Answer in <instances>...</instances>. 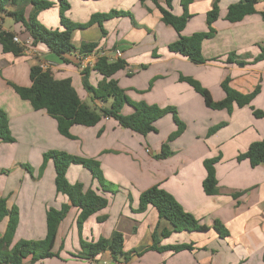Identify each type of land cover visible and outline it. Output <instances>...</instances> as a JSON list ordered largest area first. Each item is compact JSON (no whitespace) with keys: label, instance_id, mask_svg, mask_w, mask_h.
I'll list each match as a JSON object with an SVG mask.
<instances>
[{"label":"crops","instance_id":"0c3cea01","mask_svg":"<svg viewBox=\"0 0 264 264\" xmlns=\"http://www.w3.org/2000/svg\"><path fill=\"white\" fill-rule=\"evenodd\" d=\"M50 1L54 3L52 8L40 12L37 19L44 27L56 29L59 6L57 0ZM79 1L90 3L84 5L89 7L90 17L109 11L130 16L105 21V35L96 24L78 28L71 35V44L79 48L96 43L95 56L105 55L113 60H116L114 52H121L119 59L127 65L113 78L125 95L136 103L174 108L185 128L180 136L167 143L177 130L172 114L159 119L154 124L156 132L146 136L105 118L93 127L73 126L69 131L71 138H65L57 132L52 118L44 111H34L13 88L30 86L31 67L51 61L55 64L49 70L52 76L57 80L70 79L82 102L87 104L90 100L92 106L100 108L109 106L110 101L92 99L84 91L83 75L74 54L65 56L71 61L65 64L41 45H31L19 56L3 53L0 45V109L6 114L15 139L11 144L0 142V199H5L8 211L17 212L10 247L20 240L44 239L47 211L69 204L66 196L56 193L51 161L40 178H35L34 169L29 179L22 168L25 162L29 163L31 155H35L40 166L44 153L60 151L99 162L106 190L81 166H69L67 182L81 183L84 191L92 189L108 204L90 216L80 232L78 228L75 231L79 211L70 206L56 233L53 252L58 257L34 264H100L103 259L112 260L108 252L94 259L85 258L81 255L80 240L88 243L101 238L110 240L118 234L123 239L122 252L128 255L127 259L118 257L124 264H264V163L252 167L246 159L237 161L250 144L264 139V116L253 115L254 110L264 113V60L253 62L264 48V21L259 14L264 12V0L255 4L256 13L237 23L224 18L228 6L242 0H218L219 16L211 26L215 35L201 44L202 57L207 60L204 64H194L168 51L167 46L178 36L161 22L160 13L149 1ZM179 1L172 3V13L176 16L182 14ZM214 2L190 3L189 19L181 35L207 31L206 14ZM17 9L12 2L6 6L5 13H0V31L11 32L24 42L30 39L28 33L7 15ZM30 11L31 6L25 7V16ZM5 23H12L10 29L4 27ZM229 53L241 57V61L225 63ZM94 62L88 66L87 80L95 87L101 76L91 70ZM182 79L198 82L213 101L224 98L221 83L225 79H229L230 88L243 95L253 94V99L242 108L233 105L230 114L226 110H213ZM132 112L127 104L120 109L124 116ZM220 125L210 134V130ZM165 143L170 154L156 158ZM213 158L218 159L213 166L217 193L207 196L203 190L204 161ZM17 159L22 160L16 162ZM45 174L48 179H43ZM153 186L170 194L185 212L209 230L178 233L167 220L159 218L152 206L137 212L139 195ZM8 220L6 216L0 222V238ZM216 222L227 231L226 237H219L212 228ZM163 233L169 235L165 237ZM180 244L190 245L191 249L176 253L150 249ZM24 262L29 264V259Z\"/></svg>","mask_w":264,"mask_h":264},{"label":"trees","instance_id":"16d2710c","mask_svg":"<svg viewBox=\"0 0 264 264\" xmlns=\"http://www.w3.org/2000/svg\"><path fill=\"white\" fill-rule=\"evenodd\" d=\"M87 1V0H85ZM140 2L149 1L160 13L161 22L171 27L177 34L176 41L167 46L169 52L187 58L194 64H204L207 62L201 54V44L206 39H211L215 35L212 24L219 16L218 0H215L212 9L206 14L207 31L196 32L190 36H183V31L189 14L187 7L194 0H180L179 4L182 14L176 16L172 13L173 0H139ZM261 0H242L236 4L228 6L224 20L229 23L240 22L245 16L256 13L255 4ZM14 3L18 9L14 12H7L15 23H20L24 30L28 33L32 40V45L43 46L49 53L56 56L65 64L71 61L65 58L66 55L74 54L77 62L80 59L95 54L97 49L96 43L81 45L75 48L71 44V35L78 28H87L94 24L103 30V22L113 17L130 16L128 13L111 11L109 14H93L86 24L76 25L65 18V12L69 9L66 0H57L59 6V28L49 29L36 21L37 15L45 10L52 8L53 2L50 0H0V13L6 12L8 3ZM31 6L28 16H25L24 9ZM264 21V12L259 13ZM15 35L11 32L0 31V45L3 53H9L19 56L25 50V47L15 43L13 38ZM96 55V54H95ZM234 53L226 56L225 63H238L241 61ZM216 58L212 59V61ZM264 60V48L261 54L253 59V62ZM126 62L122 59L110 60L107 56H98L91 70L101 76V80L96 86L88 83L87 76L89 67L81 70L83 75L82 86L84 91L91 96L92 99L106 103L110 101L107 107L89 106L82 102L70 79H55L50 71H43L39 66H33L29 70V87L13 86L18 96L28 101L34 111H44L56 123L57 132L65 137L71 138L69 133L73 126L93 127L102 119L108 118L115 120L118 125L130 130L138 135L146 136L149 133L156 132L154 124L167 114H172L173 121L177 130L169 136L167 143L174 140L184 131V124L179 121L174 108H160L155 105H147L145 103H136L131 101L124 93V90L118 86L117 80L113 76L126 68ZM187 82L196 93L204 100L206 107L213 110H226L229 114L233 105L239 108L248 106L253 99V94L243 95L229 87V79H225L221 83V88L225 94L220 101H213L210 93L200 86V84L192 79H182ZM129 105L133 112L124 116L120 114L123 105ZM256 118H261L264 113L261 111H253ZM222 125L210 130V134ZM0 142L14 143L6 114L0 109ZM167 143L163 144L159 155L156 158L162 159L170 154ZM248 160L252 167L264 163V139L259 142L250 144L247 151L237 157V161ZM47 160H50L54 168V185L56 193L66 196L68 205L64 204L60 209H49L46 213V235L44 239L39 241L20 240L12 247V235L16 226L17 212L12 209L7 210L5 199H0V222L6 216L9 217L7 228L2 238H0V264H26L24 260L29 259V264H34L40 260L58 257L53 252L56 233L60 222L65 218L70 206L78 209L79 213L76 219L78 231H81L83 223L93 214L104 209L108 202L105 198L97 195L92 189L88 188L84 191L81 183L70 185L66 180V172L71 165L81 166L90 172L92 180L100 184L103 190L107 186L103 182L102 173L100 171L99 162L93 159H86L60 151H48L43 154L40 170L44 168ZM218 162L217 158L204 161L206 177L203 181V190L207 196H213L217 193V181L214 175V164ZM24 169L30 174L32 169L28 165H24ZM41 176V174L39 175ZM147 206H152L158 213L159 218L167 220L174 232H204L209 227L201 225L191 214L185 212L176 200L167 192L153 186L139 195V208L137 212H143ZM212 228L218 233L219 237L227 236V231L218 223H214ZM163 233V236H168ZM123 239L120 234L115 235L112 239H99L95 242H85L80 240L81 255L87 259H94L97 255L108 252L113 261H118V257L128 258V255L122 252ZM151 250L160 252L171 251L180 252L190 250L191 246L180 244L166 247H150Z\"/></svg>","mask_w":264,"mask_h":264},{"label":"rangeland","instance_id":"374dc122","mask_svg":"<svg viewBox=\"0 0 264 264\" xmlns=\"http://www.w3.org/2000/svg\"><path fill=\"white\" fill-rule=\"evenodd\" d=\"M66 2L68 3L69 5V9L65 12V18L68 19L71 23L73 24H76V25H84L87 23V21L89 20L90 18V11H89V7H85L84 5H90V3H86V2H81V1H77L75 0L74 2L72 0H66ZM110 2L114 3V0H110ZM84 3V4H83ZM109 12H104V13H101V14H109ZM85 18V20H84ZM36 21L39 23V24H42L40 20L37 19L36 17ZM105 22V21H104ZM103 22V23H104ZM12 26V23H10L8 25V23H5L4 27L7 28V29H10V27ZM122 80H125V79H122ZM87 104H89L91 107H92V104H91V101L90 100H87ZM173 123V122H172ZM177 128V127H176ZM43 157V156H42ZM19 160H22V159H17L15 160L16 162H20ZM29 163L25 162L26 165L30 166L32 168V172L33 170L35 169L37 171V176L35 178H40V174L43 175V172L45 171L46 169V164L47 162L50 163V160H47V162L45 163L44 165V168L42 170H40V167L41 165H37L36 164V159H35V155H31L30 159L28 160ZM14 163V162H13ZM12 163V164H13ZM18 164V163H17ZM24 164V165H25ZM42 164V162H41ZM24 165H22V168L24 169ZM37 168V169H36ZM46 173V172H45ZM67 173V172H66ZM33 173H29L28 171L26 172V175L27 177L30 179L31 176H32ZM47 174L44 175V178L43 179H48V177H46ZM72 175V174H71ZM66 177V175H65ZM66 180H67V177H66ZM68 181V180H67ZM75 231H77V227H76V224H75Z\"/></svg>","mask_w":264,"mask_h":264},{"label":"built area","instance_id":"2783aa9c","mask_svg":"<svg viewBox=\"0 0 264 264\" xmlns=\"http://www.w3.org/2000/svg\"><path fill=\"white\" fill-rule=\"evenodd\" d=\"M13 41H14L15 43H18V44L22 45L23 47H25V50H26L29 46L32 45V40H31V39H27L26 41L21 42V41H19V39L15 36V37L13 38ZM120 55H121V52H119V51H115V52H114V56H115L116 59H118V58L120 57ZM100 56H103V55H100ZM97 57H98V56H95V54H90V55H88V56H86V57L80 59L79 62H78V65H79V67H80V71L83 70V69H85L86 67H88L90 63H93L94 61H96ZM110 60H113V59L110 58ZM54 66H55V64H54L53 62H51V61H49V62H48V61H43V62L40 63V65H39V67H40L43 71H49V70H50L52 67H54ZM100 264H124V262H123V261H120V260H118V261H113V260H105V259H103V260L100 261Z\"/></svg>","mask_w":264,"mask_h":264}]
</instances>
